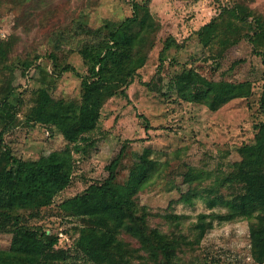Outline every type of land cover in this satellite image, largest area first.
<instances>
[{
    "label": "rangeland",
    "instance_id": "obj_1",
    "mask_svg": "<svg viewBox=\"0 0 264 264\" xmlns=\"http://www.w3.org/2000/svg\"><path fill=\"white\" fill-rule=\"evenodd\" d=\"M134 3L147 6L160 25L155 46L130 85L128 97L111 98L102 108L98 127L90 134L91 140L96 142L94 146L88 147L82 142L80 150L73 151L75 171L71 186L57 197L47 214L31 222L47 229L50 235H58L55 248L64 253V264L93 263L75 243L78 232L74 228L81 226V220L60 213L58 206L90 183L103 179L105 166L126 140L130 141L125 157L127 164L145 158L157 163L140 195L141 203L152 213L150 225L163 233L175 230L194 240L199 233L195 226L202 213L211 220V214L226 213L228 208L210 207L203 199H195L192 205L182 203L179 189L186 191L188 187L182 184V174L191 167L203 168L206 177L210 173L214 177L206 179L202 185L214 184L220 172H229L230 166L240 161L238 148L254 141L258 132L255 126L264 121L260 103L264 66L259 55L264 52V42L250 40L258 28L256 20L264 24V0H0V37L7 40L13 36L14 39L9 63L40 57L37 65L24 74L21 70L14 73L17 100L23 104L16 107V118L3 140L11 143L19 156L35 160L47 151L67 147L61 134L51 135L45 126L27 124L26 115L39 89L51 88L56 98L69 102L77 103L81 99V78L76 73H66L60 78L52 75L48 57L52 33L84 17L93 28L100 27L106 20L121 21L132 14ZM233 8H237L239 16L236 12L233 14ZM244 12L252 15L243 19ZM214 20L220 28L210 45L214 49L210 54V47L203 48L198 42V33ZM225 29L231 40H239L228 45L225 57L221 58L219 41ZM168 41L175 44L165 50ZM239 61L241 63L232 67ZM69 62L79 74L87 75L77 52L69 55ZM199 66L204 75L217 80L250 81L251 94L231 100L217 111L184 99L177 92L164 95V86L173 76L191 69L199 70ZM155 84L160 91L156 87L152 90ZM5 88L0 79V106ZM2 130L0 120V133ZM127 175L125 171L123 181ZM167 215L181 218L172 220L166 218ZM213 222L197 249H186L179 255L180 264H257L250 249L248 220L239 217L225 222L214 218ZM177 223L180 225L176 226ZM9 243L10 236L0 235V248ZM133 243L137 245V241Z\"/></svg>",
    "mask_w": 264,
    "mask_h": 264
},
{
    "label": "trees",
    "instance_id": "obj_2",
    "mask_svg": "<svg viewBox=\"0 0 264 264\" xmlns=\"http://www.w3.org/2000/svg\"><path fill=\"white\" fill-rule=\"evenodd\" d=\"M232 11L235 14L238 10L233 8ZM251 15L244 12L243 19ZM256 21L258 28L250 40L261 43L264 42V24ZM218 28L214 20L199 31L198 42L203 48L210 47L218 36ZM159 29L149 8L134 3L132 14L121 21L106 20L100 27L93 28L84 17L52 33L48 53L52 75L60 78L66 73H76L81 78V99L74 103L56 98L48 87L37 91L34 105L26 115L27 124L45 126L51 135L61 134L67 147L47 151L35 160L19 156L11 143L4 142L3 136L13 125L16 107L23 104L17 100L14 73L21 70L24 74L37 65L40 57L36 55L9 63L13 36L7 40L0 37V79L7 86L0 106L3 124L0 133V235L10 236L8 246L0 248V264H64V253L55 248L58 235H50L47 229L31 222L47 214L57 197L71 186L75 171L73 151L78 152L82 142L88 147L94 146L96 142L91 140L90 134L98 127L102 108L111 98L128 97L130 85L155 46ZM226 30L220 35L218 56L221 58L225 57L228 45L239 40H231ZM174 44L168 41L164 49ZM213 50L210 47V54ZM74 52L82 57L87 75L79 74L69 62V55ZM259 55L264 66V52ZM239 63L241 61L235 62L232 67ZM199 67V70L191 69L173 76L164 86V95L177 92L184 99L217 111L231 100L251 94L250 81L217 80L204 75L203 68ZM262 78L264 80V69ZM151 88L160 91L157 84ZM260 103L264 112V84ZM255 127L258 132L254 141L237 150L240 161L234 162L229 172H220L214 184L202 185L203 181L214 177L211 173L206 177L203 168L191 167L182 174V184L188 186L186 191L179 189L182 203L192 205L195 199H203L210 207L223 205L228 208L226 213L211 214V220L202 213L195 226L199 233L194 240L175 230L163 233L150 225L152 213L141 203L140 195L157 163L145 158L127 164L125 157L130 141L126 140L105 166L103 179L90 183L58 206L60 213L82 222L74 228L78 232L77 247L93 264H180L179 255L186 249L199 247L206 232L213 227L214 218L227 222L240 217L249 221L254 261L264 264V121ZM125 171L128 175L123 181ZM179 217L166 216L172 220Z\"/></svg>",
    "mask_w": 264,
    "mask_h": 264
}]
</instances>
